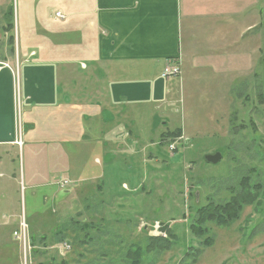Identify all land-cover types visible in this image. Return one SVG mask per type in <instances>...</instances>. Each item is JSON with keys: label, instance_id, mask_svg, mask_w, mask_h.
Here are the masks:
<instances>
[{"label": "crops", "instance_id": "1", "mask_svg": "<svg viewBox=\"0 0 264 264\" xmlns=\"http://www.w3.org/2000/svg\"><path fill=\"white\" fill-rule=\"evenodd\" d=\"M12 2L0 0V22L8 15L10 28L0 25V35L11 32L0 52V207L18 208L16 159L24 190L43 203L74 191L83 197L101 189L95 182L114 154L157 132L146 129L148 118L164 116L158 144L178 129L167 127L181 93L194 111L202 103L215 111H206L210 118H229L234 101L263 96L264 0H15L17 21ZM168 59L179 62L178 77L161 76ZM63 178L74 185L59 193ZM18 217L10 225L0 216L2 261L23 256L12 236Z\"/></svg>", "mask_w": 264, "mask_h": 264}, {"label": "rangeland", "instance_id": "2", "mask_svg": "<svg viewBox=\"0 0 264 264\" xmlns=\"http://www.w3.org/2000/svg\"><path fill=\"white\" fill-rule=\"evenodd\" d=\"M8 6L5 4L2 10L6 11ZM11 7L17 21L15 0ZM6 16L8 20L0 22L4 30L10 29ZM3 34L0 52L2 43L9 45L11 32ZM13 73L18 75V69ZM204 84L205 80L198 83L201 88ZM261 84L262 98L249 94L242 104L234 101L229 118L206 116V111L207 114L215 111L207 109L205 103L198 112L194 111L189 96L181 93L176 104V121H169L167 127L170 130L178 127L175 131L180 134L173 131L158 144L160 130H166L164 116L159 113L160 119L153 123L148 118L146 129L153 127L157 132L152 136L141 135L140 142L119 155L114 154L103 176L95 182L101 189L89 190L83 197L74 191L63 193L59 201L48 196L43 203L39 196H31L29 190H24L21 164L16 159L18 208L16 202L17 211L12 204L0 207V216L3 223L9 220L10 225L13 222L10 217L15 213L19 214L17 224L20 218L24 219L29 248L26 259L21 256L18 263L0 260V264H38V259L44 258L41 251L46 248L44 252L50 255L39 264H47L49 260L53 264H132L128 254L137 248L142 251L141 264H264V77ZM197 96L207 101L204 95ZM230 97L236 99L234 93ZM17 109L15 100V133L20 127L16 122ZM19 131H23V126ZM22 138V134L16 137L17 146L22 145ZM148 138L156 139L154 146ZM216 151L221 152V160L206 163L204 156ZM243 178L247 183L242 188L253 199L242 206L238 217L228 225L207 221L202 234L193 233L196 208L210 201L229 200L242 189ZM64 179L69 180L63 178L55 183L59 193L74 185L71 181L60 188L59 182ZM43 209L45 217L38 213ZM29 220L34 224L30 225ZM156 224L158 230L154 229ZM167 230L173 234L171 246L145 252L149 238H167ZM13 238L18 241L21 254H25L20 240Z\"/></svg>", "mask_w": 264, "mask_h": 264}, {"label": "trees", "instance_id": "3", "mask_svg": "<svg viewBox=\"0 0 264 264\" xmlns=\"http://www.w3.org/2000/svg\"><path fill=\"white\" fill-rule=\"evenodd\" d=\"M176 135L180 134L177 130L174 132ZM173 133V134H174ZM246 179L243 178L240 182V187L246 185ZM258 185H255V188ZM253 199V195L242 188L241 190L235 192V194L227 201L221 203L208 202L205 205L198 206L195 210L194 222L191 225V231L196 235L202 234L205 230V223L207 221H212L217 225H228L232 220L238 217L242 206ZM164 230L166 228L163 227ZM167 232V238L151 237L150 242L146 248L145 252H152L153 250L159 251L162 249H167L171 246L172 241L170 237L173 236L170 230ZM210 240L207 242L209 243ZM160 247V248H159ZM141 250L140 248L131 250L128 256L131 258L132 264H141ZM143 254V253H142ZM47 264H53L51 260Z\"/></svg>", "mask_w": 264, "mask_h": 264}, {"label": "built area", "instance_id": "4", "mask_svg": "<svg viewBox=\"0 0 264 264\" xmlns=\"http://www.w3.org/2000/svg\"><path fill=\"white\" fill-rule=\"evenodd\" d=\"M55 16L63 17V15L60 12H56ZM16 72H17V69H16ZM180 72H181V70H180L179 62H177L175 60L168 59L165 61L161 76L165 79H168L170 77L179 76ZM16 80H18V75H16ZM15 100L18 101V109L16 111V122L18 121L19 125H20V127L17 126L18 129L16 128V136H17V138H20V134H22V131H19L22 129V121H21V117H20V102L18 100V97ZM19 118H20V120H19ZM16 142H17V140H16ZM69 182L71 183V181L66 180V179L61 180L59 182V187L65 188L68 186ZM18 221H19V224L17 226V229L15 231H13V236H15L17 239L20 240V242L23 245V249H24L23 253H25L27 248H29V245L26 243L27 238H28V226H27V223L24 221V219L20 218V220H18ZM158 228H159V225L156 224L154 229L158 230ZM29 255H30V253H29Z\"/></svg>", "mask_w": 264, "mask_h": 264}, {"label": "water", "instance_id": "5", "mask_svg": "<svg viewBox=\"0 0 264 264\" xmlns=\"http://www.w3.org/2000/svg\"><path fill=\"white\" fill-rule=\"evenodd\" d=\"M222 154L219 151L208 153L204 156V161L209 164H216L221 160Z\"/></svg>", "mask_w": 264, "mask_h": 264}, {"label": "bare ground", "instance_id": "6", "mask_svg": "<svg viewBox=\"0 0 264 264\" xmlns=\"http://www.w3.org/2000/svg\"><path fill=\"white\" fill-rule=\"evenodd\" d=\"M28 255H29V253H28ZM26 256H27V251H26V253L25 254H23V257L26 259Z\"/></svg>", "mask_w": 264, "mask_h": 264}]
</instances>
